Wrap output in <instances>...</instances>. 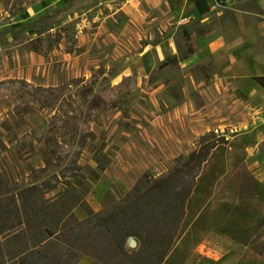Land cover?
Returning <instances> with one entry per match:
<instances>
[{
    "label": "rangeland",
    "instance_id": "obj_1",
    "mask_svg": "<svg viewBox=\"0 0 264 264\" xmlns=\"http://www.w3.org/2000/svg\"><path fill=\"white\" fill-rule=\"evenodd\" d=\"M31 1L0 0V80L16 77L41 88L40 96L0 90L1 180L43 165L45 144L36 129L50 128L59 118L71 120V132L77 125L73 142L82 131L77 121L90 116L93 135L79 159L85 175L96 167V153L109 158L100 177L87 181L86 198L96 210L104 208L106 192H125L142 173L157 176L172 168L174 158L193 149L204 131L226 135L236 154L253 146L263 151V116L246 102L254 90L223 63L240 46L232 33L247 18L242 10L258 11L255 3L216 5L202 16L143 0H39L8 19ZM188 44L194 52L181 59ZM258 45L264 49V38ZM174 57L177 62L167 64ZM27 101L28 112L20 113ZM255 154H246L248 168ZM222 199L208 205L189 198L183 230L195 225L196 235L189 240L184 234L168 264H264V254L224 231L238 226L235 219L224 224L234 201ZM256 202V209L264 208L262 199ZM74 212L86 216L80 205ZM134 239L125 243L129 251L139 246Z\"/></svg>",
    "mask_w": 264,
    "mask_h": 264
},
{
    "label": "trees",
    "instance_id": "obj_2",
    "mask_svg": "<svg viewBox=\"0 0 264 264\" xmlns=\"http://www.w3.org/2000/svg\"><path fill=\"white\" fill-rule=\"evenodd\" d=\"M37 1L12 10L8 19ZM194 4L201 15L210 10L206 0H194ZM187 47L181 59L194 52L191 44ZM170 62H177V58L167 64ZM263 78L254 77L261 84ZM2 88L26 90L37 96L41 89L16 77L0 80ZM28 108L27 101L20 113H27ZM77 122L82 131L73 142L70 140L77 125L71 132L69 119L59 118L50 128H37L35 137L45 144L43 165L28 166L27 173L17 179H0V264H77L85 255L92 258L89 264H168L184 234L189 240L196 235L195 225L183 230L192 196L208 205L233 197L232 218L224 224L235 219L238 228L224 231L264 254V208L256 209L257 198L264 202V185L246 166V147L243 154H236L226 135L204 131L193 149L174 158L172 168L157 176L142 173L125 192H106L104 208L96 210L86 198L87 181L100 177L109 158L96 153V167L91 166L88 175L83 173L79 159L93 133L90 116ZM248 197L256 203L252 205ZM76 205L84 209V218L75 214ZM129 237L139 240L133 251L125 246Z\"/></svg>",
    "mask_w": 264,
    "mask_h": 264
},
{
    "label": "crops",
    "instance_id": "obj_3",
    "mask_svg": "<svg viewBox=\"0 0 264 264\" xmlns=\"http://www.w3.org/2000/svg\"><path fill=\"white\" fill-rule=\"evenodd\" d=\"M140 2V0H126V2ZM150 6H163L171 9L174 12L182 11L183 9H190L194 14H198L194 0H143ZM216 0H206L210 6V12L216 8ZM247 1L255 3L258 11H250L248 8L242 10L246 12L245 19L241 21V31L233 32L232 35L240 46L235 47L233 51L229 52L223 59V63L229 65L232 74L244 80V86L254 90V93L246 102L252 107L256 115H262V121L258 127L262 130L260 141L264 142V78L263 84L254 79L256 75L264 76V49H258V43L264 38V0H232L231 7L237 6ZM208 12L202 14L205 15ZM256 152L257 160L251 162L249 168L254 173L255 177L264 185V166L261 164V159L264 157V149L259 150L257 146L249 148L247 157ZM132 238V237H129ZM128 238V239H129ZM136 238V237H135ZM127 239V240H128ZM126 240V241H127ZM136 245H139V240L134 239ZM92 258L88 255L83 256L77 264H89Z\"/></svg>",
    "mask_w": 264,
    "mask_h": 264
},
{
    "label": "built area",
    "instance_id": "obj_4",
    "mask_svg": "<svg viewBox=\"0 0 264 264\" xmlns=\"http://www.w3.org/2000/svg\"><path fill=\"white\" fill-rule=\"evenodd\" d=\"M232 0H216L215 3L217 6L225 7L226 5L230 4Z\"/></svg>",
    "mask_w": 264,
    "mask_h": 264
}]
</instances>
